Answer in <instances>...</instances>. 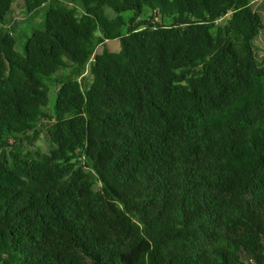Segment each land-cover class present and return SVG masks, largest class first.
Wrapping results in <instances>:
<instances>
[{"label": "trees", "instance_id": "trees-1", "mask_svg": "<svg viewBox=\"0 0 264 264\" xmlns=\"http://www.w3.org/2000/svg\"><path fill=\"white\" fill-rule=\"evenodd\" d=\"M258 42L264 0H0V264H264Z\"/></svg>", "mask_w": 264, "mask_h": 264}, {"label": "rangeland", "instance_id": "rangeland-1", "mask_svg": "<svg viewBox=\"0 0 264 264\" xmlns=\"http://www.w3.org/2000/svg\"><path fill=\"white\" fill-rule=\"evenodd\" d=\"M262 0H258V2H261ZM45 7L40 8L34 15L33 17H26L23 13H21L19 6L16 5L14 6V11L12 14H10L8 16L7 19V26L9 28H11L12 30L15 31L16 35L20 38L22 37L23 40H26L25 35H29L30 32V27H29V23L30 24H36L37 26L43 24L44 22V16H45ZM107 15L110 16L112 14V11L110 9L106 10ZM130 15V13H125L124 16L128 17ZM159 21V19H157ZM110 44H114V47L119 46V43L117 42H113ZM112 46V47H113ZM258 46L261 49H264V43H259L258 42ZM263 53V52H262ZM54 89V88H52ZM55 93H50V107L53 106V104L55 103ZM42 147H46V143L44 142L43 139L40 140L39 143Z\"/></svg>", "mask_w": 264, "mask_h": 264}]
</instances>
